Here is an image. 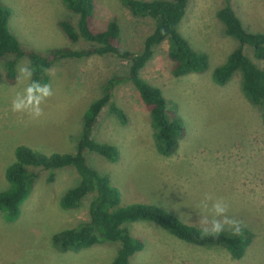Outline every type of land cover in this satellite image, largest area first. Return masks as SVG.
Instances as JSON below:
<instances>
[{
  "label": "rangeland",
  "instance_id": "obj_1",
  "mask_svg": "<svg viewBox=\"0 0 264 264\" xmlns=\"http://www.w3.org/2000/svg\"><path fill=\"white\" fill-rule=\"evenodd\" d=\"M1 2L12 10L9 28L22 49L48 57L57 48L89 47L82 41L73 43L62 32L60 22L76 27L79 20L62 0ZM230 4L248 32L264 34V0H230ZM95 5L97 27L117 22L122 46L140 52L154 21L133 16L121 0H95ZM222 5L223 0H189L179 28L196 50L208 55L205 72L174 77L166 41L141 73L162 91L170 118L183 121L185 136L176 154L169 158L158 154L149 112L134 86L126 83L114 94V103L127 116L126 124L105 107L92 135L96 142L116 146L119 161L112 163L90 151L85 156L92 168L110 178L122 205H156L188 225L199 226L197 205L203 194L224 197L230 204L229 215L254 234L252 244L241 260H233L223 248L188 244L155 224L134 222L127 227L144 249L130 264H264V121L259 108L241 91L240 72L224 86L213 81V71L239 46L216 16ZM244 52L264 69V60L254 58L250 48L245 46ZM11 58H0V192L9 188L5 171L15 161L16 147L24 145L46 156L75 153L88 106L103 95L110 78L125 77L129 70L128 62L111 55L56 61L48 74L53 95L41 105L44 115L34 120L11 110L13 98L26 83L18 79V68L30 63L28 57L17 61V82L11 85L5 78V64ZM35 171L38 177L20 218L9 223L0 211V264H111L117 245L58 252L52 236L89 221L93 195L79 208L64 210L61 197L79 181L75 169L55 170L52 180L50 171Z\"/></svg>",
  "mask_w": 264,
  "mask_h": 264
},
{
  "label": "trees",
  "instance_id": "obj_2",
  "mask_svg": "<svg viewBox=\"0 0 264 264\" xmlns=\"http://www.w3.org/2000/svg\"><path fill=\"white\" fill-rule=\"evenodd\" d=\"M121 1L133 16L154 21V27L145 37L140 52H133L122 46L121 28L117 22L111 21L104 28L97 27L95 0H62L68 10L79 16L76 27L69 22H60L62 32L73 43L82 41L89 47L81 50L57 48L51 51L50 56L43 57L32 50L21 48L9 28L12 10L0 0V58L6 55L12 57L5 64V78L8 84L17 82L16 64L23 57H28L31 66L37 69L40 66L51 68L61 59H86L106 55L129 64L128 74L125 77L110 78L103 89V95L88 106L75 153L46 156L24 145L16 147L15 161L5 171L9 188L0 192V211L9 223L20 218L21 207L32 193L38 177L36 169L50 171L49 178L52 180L55 170L73 168L79 176V181L61 197L60 207L73 210L79 208L88 195L92 194L93 199L89 206V221L52 236V243L58 252H80L103 244L117 245L118 251L111 264H130V259L144 249V243L134 237L127 226L134 222H149L185 243L204 248H223L233 260H241L254 237L247 228H243L239 236L225 231L218 238L201 239L199 226L185 224L156 205H122L121 194L110 178L88 164L85 156L87 151L94 152L112 163L119 161L116 146L96 142L92 135L98 117L105 107L109 108L120 123L126 124V114L114 103L116 88L126 83L134 86L140 101L149 112L158 154L166 158L175 155L185 136L183 121L178 116L170 118L167 100L162 91L149 84L141 73L153 58L155 49L166 41L174 77L200 74L209 66L208 55L196 50L179 31L189 0ZM216 16L223 23L226 35L237 40L239 46L213 71V81L219 86H224L236 72H240L241 91L251 105L259 108L264 121V69L259 68L244 52L246 46L252 50L254 58L264 60V34L248 32L230 0H223ZM33 79L49 83L50 78L47 73L37 70Z\"/></svg>",
  "mask_w": 264,
  "mask_h": 264
},
{
  "label": "clouds",
  "instance_id": "obj_3",
  "mask_svg": "<svg viewBox=\"0 0 264 264\" xmlns=\"http://www.w3.org/2000/svg\"><path fill=\"white\" fill-rule=\"evenodd\" d=\"M52 74L53 69L40 66L39 69L30 63L19 66L18 79L25 83L22 91L17 92L11 103L14 113L26 114L32 119H39L44 115L41 107L48 98L53 95L52 85L42 83L41 79H33L35 73ZM197 208L199 214V235L204 238H218L225 231H230L233 236H239L243 232V222L229 215L230 204L224 197L213 193H205Z\"/></svg>",
  "mask_w": 264,
  "mask_h": 264
}]
</instances>
